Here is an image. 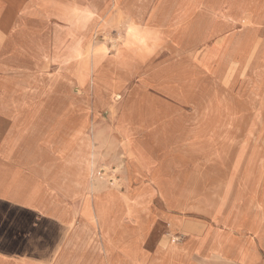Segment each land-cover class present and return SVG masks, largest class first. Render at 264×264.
Here are the masks:
<instances>
[{
    "label": "rangeland",
    "instance_id": "374dc122",
    "mask_svg": "<svg viewBox=\"0 0 264 264\" xmlns=\"http://www.w3.org/2000/svg\"><path fill=\"white\" fill-rule=\"evenodd\" d=\"M117 1L43 0L69 8L72 20L26 22L0 39V99L53 100L109 120L104 126L120 139L95 164L79 207L147 211L150 249L167 233V242L205 239L207 252L238 257L231 264H264V20L244 9L262 7L263 17L264 0ZM222 14L237 22H218L233 32L219 58L202 43ZM62 41L64 63L45 67ZM246 51L241 73L222 71L228 54ZM120 88V100L108 99ZM123 122L147 145L137 167L128 165Z\"/></svg>",
    "mask_w": 264,
    "mask_h": 264
},
{
    "label": "crops",
    "instance_id": "0c3cea01",
    "mask_svg": "<svg viewBox=\"0 0 264 264\" xmlns=\"http://www.w3.org/2000/svg\"><path fill=\"white\" fill-rule=\"evenodd\" d=\"M35 1V13L6 9L0 22H56L40 17ZM104 119L57 109L53 100L0 99V264H216L194 238L167 242L163 233L150 249L147 211L79 210L94 161L89 136ZM138 220L146 225L137 228Z\"/></svg>",
    "mask_w": 264,
    "mask_h": 264
},
{
    "label": "bare ground",
    "instance_id": "6f19581e",
    "mask_svg": "<svg viewBox=\"0 0 264 264\" xmlns=\"http://www.w3.org/2000/svg\"><path fill=\"white\" fill-rule=\"evenodd\" d=\"M25 2H28V3L24 5ZM39 4L41 5V6H38V10L40 9V12H39L40 17H42V18L54 17L56 22H71L72 19L69 16V14H70L69 8L59 7L57 5H55V6L47 5V3L42 2V1H40ZM122 5H123V0H118L115 4V7L121 8V7H123ZM20 6L24 7V11L26 13L31 12L32 9L35 13V10L37 9L35 0H0V12H4L6 9H8V10L9 9L10 10H17L18 9L19 10ZM103 6H102V8H100V10L97 12L96 16L93 19H95L97 16L102 14V12L104 11ZM261 8L262 7L255 8L252 10L251 8L248 9L247 7H245L244 9L250 10V12H248V11L247 12L250 13V15L252 17H254L255 19H259V21H257V22L260 23L264 20V16L262 17V15L260 14ZM231 18H233V17H231ZM235 18L236 17H234L232 20H230V17H228L225 14H222L221 19L213 18V20L211 22H217V23L218 22L219 23L220 22H237L235 20ZM131 21L134 22L133 20H131ZM92 22H94V21H92ZM132 22L129 23L130 24L129 27L133 26ZM25 23L26 22H0V39L1 38L11 39L14 32L18 31L19 27L23 26ZM219 23L215 27H213L212 30H209L206 32V35L204 36L202 44L207 46V48L211 52L215 53L217 56H219V58H221L224 56L226 49L228 48V46H230V44L233 41V32L230 33L231 35H228V33H227L228 30H226L227 28L225 26L222 27L221 25H219ZM219 26H221V27H219ZM133 28H134V26H133ZM131 36H132V34H131ZM131 36H130V38H131ZM61 45L64 48L63 41L59 42L57 45H55L54 53L49 58L50 60H47V62L45 63L46 64L45 67H47V66L48 67L60 66L64 63V49L61 47ZM92 48H94V45H92L89 48L90 51ZM248 58H249V51H246L243 54H240L237 56L228 54L226 59H224L222 61V63H220V62L219 63L222 64V71H225V72L230 71V72L237 75V74L241 73V71L243 69H245V67L248 63ZM48 63H49V65H48ZM50 63H51V65H50ZM122 93H124V90L120 88L118 91H116V90L110 91L107 94V97H108V99L120 100L122 98ZM143 122H144V120L142 121V124H143ZM122 124L123 125L121 126V129L125 133V138L123 137L124 143H126V146L130 147L125 152L127 154L128 158L130 159L128 165L131 167H137L140 164V161L137 159L138 153H139L140 149L141 150H144V149L147 150V145L137 136L135 128L133 129V128L128 127L124 122ZM5 128H6V126H5ZM127 128L134 130V132H132V133L127 132L126 133L125 129H127ZM110 129H111L110 125H105V126H103L102 129H99V128L94 129V134L92 136L91 135L89 136L90 139H92L94 141V144H91V146H93V148L95 150L94 156H93L94 161H93V164L91 166L90 179H91V177H93V173L95 171L96 158H100L101 156L108 157L109 155H111L112 148L115 147L117 140L120 139L119 136L112 135L111 132H109ZM0 130H3L2 126H0ZM81 134L83 135V133H81ZM67 135L68 134L65 133L59 137V142L61 143V147L63 149L67 148V139H68ZM76 135L78 136V134H76ZM155 164L156 165H155L154 169H152L153 174H151L153 179L158 178V176H160V174L162 172V163L157 161ZM144 165L147 166L145 163H144ZM118 166L121 168V167L126 166V165L124 164L123 161L120 160V161H118ZM96 178L98 179L101 177L98 176ZM92 179H94V178H92ZM99 186H100V184L98 185V190H100ZM92 202H94V201L92 200ZM103 209H104V207L102 205H97L95 207V210H97L99 212H101ZM79 210L90 211V210H94V209L90 205H86L85 207H79ZM230 241L232 243H234V238L230 237ZM201 243L205 244L206 243L205 239H203L200 242L198 250L201 253H203L205 256H207L208 258H210V259L212 258L215 262H218L219 260H221L223 255L227 256V258L229 260L236 261V259L238 258V257L236 258L235 256H232V257L228 256V252L221 249L220 247L214 248L215 254L213 255V253L211 251L207 252L206 250H204L201 246Z\"/></svg>",
    "mask_w": 264,
    "mask_h": 264
}]
</instances>
